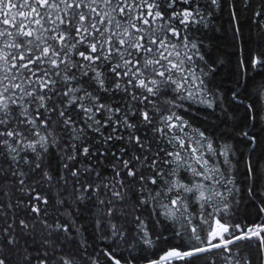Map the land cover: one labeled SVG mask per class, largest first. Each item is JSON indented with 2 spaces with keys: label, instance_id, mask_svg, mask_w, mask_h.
Instances as JSON below:
<instances>
[{
  "label": "snow or ice",
  "instance_id": "obj_1",
  "mask_svg": "<svg viewBox=\"0 0 264 264\" xmlns=\"http://www.w3.org/2000/svg\"><path fill=\"white\" fill-rule=\"evenodd\" d=\"M177 2L184 5L178 12ZM242 5L250 7L249 0H206L204 6L200 0H0V184L11 177L19 190L23 191L26 186L30 189L23 207L20 200L8 207L14 217L11 220L4 212L6 206L0 202L3 225L0 226V264H15L13 254L23 257V264H77L76 252L63 242L73 243L72 225L67 220L61 221L60 215L50 221L49 198L36 191L37 187L54 182L55 178L44 164V156L51 149L65 153L63 167L73 181L75 202L96 200L102 208L96 224L98 227L107 224L115 239L123 238L124 232L121 226L111 222L117 219L118 211L113 205L126 204L128 193H132L140 208L146 209L150 202H158L160 193L156 189L163 185L175 195V199L168 197L171 207L182 210L185 200L205 204L213 197L223 200V193L212 185L233 192L227 186L233 184L230 171L234 151L227 145L219 151L208 144V153H216L213 160L211 155L205 156L199 148L186 146L177 137L178 147L194 159L196 167L179 151H166L159 145L155 153L149 155L153 143L167 136L171 129L183 127L182 123H172L171 115L161 118L165 127H157L150 106L153 98L166 95L168 91L177 93L172 101L175 106V100L183 98L180 93L187 91V85L199 79L191 65L203 59L200 43L188 33L207 27L208 18L224 9L238 23ZM254 15L264 18V9ZM156 22L160 24L162 35L146 37L142 26L151 28ZM173 39L186 50L183 59H171L169 48L175 47ZM180 55L176 53L177 57ZM257 63L264 61L253 60L254 66ZM199 83L202 85L203 80ZM233 95L235 97V93ZM188 96L192 93L188 92ZM252 107L249 105L248 109ZM242 136L249 143L254 142L255 138L249 137L247 132ZM116 142L122 145L118 151L107 147H115ZM133 151L135 154H130ZM162 154L169 171L159 168ZM107 155L118 162L114 181L98 186L85 183L77 188L81 170L67 161H76L81 156ZM172 164L176 167L172 168ZM119 168L124 170L123 178L116 180L115 177L120 176ZM178 169L185 173L190 171L200 182L185 184L173 179ZM93 171V168L84 169L89 175ZM96 175L99 178V173ZM249 175L260 179L250 165L245 172L246 177ZM32 178H36V184L27 185ZM68 178L61 177L65 184ZM205 191L209 193L207 197ZM185 193L190 195L185 196ZM100 195L109 198L98 199ZM64 203L59 200L52 211L60 213ZM135 222L142 223L139 216L135 217ZM214 224L217 227L209 223L210 239H203L202 229H189L186 223L185 232L206 246L194 244L187 251L171 250L161 260L198 258L217 248H223L231 257L229 245L239 248L241 242H246L244 247L254 243L257 255H264V225L230 229L221 220H215ZM37 226L40 233L36 231ZM40 234L42 238L38 240ZM78 247L83 248V245ZM105 255L113 264H120L111 253ZM89 264L98 262L90 260ZM247 264H253L252 260Z\"/></svg>",
  "mask_w": 264,
  "mask_h": 264
},
{
  "label": "trees",
  "instance_id": "obj_2",
  "mask_svg": "<svg viewBox=\"0 0 264 264\" xmlns=\"http://www.w3.org/2000/svg\"><path fill=\"white\" fill-rule=\"evenodd\" d=\"M205 3L206 0H200L201 6ZM249 4L250 7L243 5L240 7L238 23L234 22L229 11L224 9L216 11L208 18L207 27H199L188 33L200 43L199 52L203 59H197L191 65L195 77L199 79L187 85V91L180 93L183 98L176 99L175 106L172 101L177 93L173 91H168L159 98H153V104L150 106V111L155 113L154 122L157 127H165L161 118L170 115L173 116L172 123H182L183 127L171 129L167 136L153 143L152 153L149 155L154 154L159 145L166 151H179L184 159L196 167L194 159L178 147L177 137L182 139L186 146L199 148L205 156L211 155L213 160L216 159V153L215 151L208 153V144L219 151H223L224 146L227 145L234 151V164L230 171L233 184L227 186L232 188L233 192L229 193L224 187L212 185L216 191L223 193V200L213 197L206 204L204 201L185 200V208L182 210L171 207L168 197L172 196L175 199V195L168 192L163 185L156 189L160 193L158 202H150L146 209L140 208L132 198V193H128L126 204L113 205L118 211L117 219L111 222L121 226L124 232L123 238L115 239L107 224L101 227L96 224L102 212L96 200L90 202L85 199L79 204L75 202L73 181L63 167L66 162L63 158L65 153L60 149H51L44 156V164L47 166L46 170L55 178L54 182L51 185L43 184L37 187L36 191L41 196L49 198V210L52 212L50 221L60 215L61 221L67 220L72 225L73 243L67 244L62 237L61 240L67 247L74 249L77 264H89L90 260H95L98 264H113L105 253H111L115 259L120 260L121 264H157L159 258L168 251H187L194 244L206 246L191 238L189 232H185L186 223L189 229L191 227L202 229L200 235L203 239H210L209 223L215 227V220H221L230 229H235L237 226L243 229L264 225V211H261L264 209V63L253 65V60L264 61V18L254 15L255 12L264 9V0H249ZM183 7L180 2L175 4L177 12ZM138 11L133 14H137ZM15 12L16 10L13 9V14ZM142 27L145 29L144 35L148 38L153 34L162 35L159 22L152 24L151 28L148 25ZM172 44L175 47L169 48L172 52L171 59L173 61L183 59L186 50L181 43L173 39ZM177 52L181 53L179 57L176 56ZM176 79H180L179 75ZM200 80H203L202 85L199 83ZM188 92L192 93L191 97L188 96ZM249 105L253 106L251 110L248 109ZM175 117H179V120ZM244 132H247L249 137L255 138L253 143H249L242 136ZM200 133L204 136L201 137ZM121 146L120 142H116L115 147L112 145L107 147L112 151H118ZM130 154L134 155L135 152ZM124 158L128 159V156ZM164 159L162 154L159 157L161 161L159 168L162 171H169V166L163 163ZM235 161H239V164ZM67 163L81 170L77 188L85 183L98 186L113 182L117 170L115 166L118 164L111 155L91 158L81 156L76 161H67ZM249 165L256 170L260 179L257 180L251 175L245 176ZM171 167L175 168L176 165L172 164ZM85 168H93L94 171L89 175L84 172ZM118 170L120 176L115 177L116 180L123 178L124 170L122 168ZM146 175L151 176L152 173L146 172ZM66 176L69 177L67 184L61 179ZM173 179H179L185 184L189 181L193 184L200 182L199 177L193 176L190 171L185 173L183 169H178ZM35 184L36 178L27 181V185ZM136 188H139V185H136ZM29 191L27 186L23 191L19 190L11 177L0 184V202L6 206L4 212L8 220L14 218L8 207L17 200H20L23 207ZM208 194V191H205L206 197ZM188 195L190 194L185 193V196ZM108 198L107 195L98 197L104 200ZM59 200L65 203L60 213L53 212L52 207ZM137 216L140 217L141 224L135 222ZM19 218H24L23 214ZM0 226H3L2 223ZM36 231L40 233L39 226ZM224 236L228 238V233ZM54 237L55 234L53 239ZM40 238L42 234L37 236L38 240ZM145 240L148 242L146 243ZM245 243L241 242L239 248L229 245L232 249L231 257L223 248H217L201 254L198 258H178L160 264H237L238 260L241 264H247L250 259L253 264H264V255H257L255 244L244 247ZM79 245H83V248H79ZM28 246L32 247L31 241ZM31 255L35 256L37 253L31 252ZM13 257L15 264H23V257H17L15 254Z\"/></svg>",
  "mask_w": 264,
  "mask_h": 264
},
{
  "label": "water",
  "instance_id": "obj_3",
  "mask_svg": "<svg viewBox=\"0 0 264 264\" xmlns=\"http://www.w3.org/2000/svg\"><path fill=\"white\" fill-rule=\"evenodd\" d=\"M163 256H165V254L162 255L161 257H163ZM161 257H160L159 260H158L160 263H162V262H168V261H171V260L177 259V257H169L166 261H164V260H161ZM111 261H112V260H111Z\"/></svg>",
  "mask_w": 264,
  "mask_h": 264
},
{
  "label": "bare ground",
  "instance_id": "obj_4",
  "mask_svg": "<svg viewBox=\"0 0 264 264\" xmlns=\"http://www.w3.org/2000/svg\"><path fill=\"white\" fill-rule=\"evenodd\" d=\"M180 258V257H177V259ZM175 260V259H174ZM162 263H165V262H162ZM121 264V263H120Z\"/></svg>",
  "mask_w": 264,
  "mask_h": 264
},
{
  "label": "rangeland",
  "instance_id": "obj_5",
  "mask_svg": "<svg viewBox=\"0 0 264 264\" xmlns=\"http://www.w3.org/2000/svg\"><path fill=\"white\" fill-rule=\"evenodd\" d=\"M215 227H217V226H215Z\"/></svg>",
  "mask_w": 264,
  "mask_h": 264
}]
</instances>
